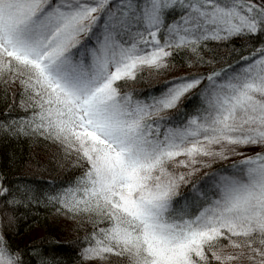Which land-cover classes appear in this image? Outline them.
<instances>
[{
  "label": "snow or ice",
  "instance_id": "1",
  "mask_svg": "<svg viewBox=\"0 0 264 264\" xmlns=\"http://www.w3.org/2000/svg\"><path fill=\"white\" fill-rule=\"evenodd\" d=\"M235 39L232 64L149 97L121 87L176 55L215 63L209 42ZM0 84V134L49 140L80 170L55 192L0 177V264H58L37 248L25 261L10 243L4 225L22 204L91 225L77 237L82 261L264 264V0H0Z\"/></svg>",
  "mask_w": 264,
  "mask_h": 264
},
{
  "label": "trees",
  "instance_id": "2",
  "mask_svg": "<svg viewBox=\"0 0 264 264\" xmlns=\"http://www.w3.org/2000/svg\"><path fill=\"white\" fill-rule=\"evenodd\" d=\"M260 38H253L248 42L247 51L257 46ZM241 49L242 42L235 39L226 44L209 42V47L204 50L206 57H216L215 63L211 64H189L190 58L187 53L176 55L172 58L170 65L165 68H153L144 66L135 79L121 81L123 90H132L140 97H149L163 91L166 82L173 77L184 73L203 72L208 68L223 67L225 63L232 64L238 60L233 49ZM244 51L240 52L242 56ZM173 64L175 66H173ZM4 85L0 84V89ZM14 86H9V93ZM11 95H9V100ZM19 97H17V100ZM198 101V97L189 98L180 105V110H190ZM5 104L3 93L0 91V118H3ZM13 115H23V111L16 107L12 109ZM258 149L257 151H259ZM238 156H231L226 161H213L210 167L201 169L198 173L203 177L212 169L227 167ZM71 160L65 158L58 150V146L49 140L37 137H8L0 134V177L4 183L13 189L21 185H28L40 192H55L57 189L66 187L67 184L79 173ZM195 178L192 183H195ZM192 183L182 187L181 191L189 197H194ZM3 208L0 202V209ZM16 219L9 226L4 225V231L15 248L24 253L27 261L33 248L41 249L45 253H54L58 264H97L96 261H82L79 258V247L77 237L82 236L85 228L91 230V225L77 224L76 219L57 213L55 208L46 204L20 205L15 212ZM111 264H124L122 260L113 257ZM233 264H237L235 261ZM241 264V263H240Z\"/></svg>",
  "mask_w": 264,
  "mask_h": 264
},
{
  "label": "rangeland",
  "instance_id": "3",
  "mask_svg": "<svg viewBox=\"0 0 264 264\" xmlns=\"http://www.w3.org/2000/svg\"><path fill=\"white\" fill-rule=\"evenodd\" d=\"M258 149H259V147H253V148L247 149V150L244 151V154H245V155L250 154L251 151H257ZM212 164H213V163H212ZM212 164H211V165H212ZM235 262H236L237 264H240V263H241V264H247L246 261H240V262L235 261Z\"/></svg>",
  "mask_w": 264,
  "mask_h": 264
}]
</instances>
